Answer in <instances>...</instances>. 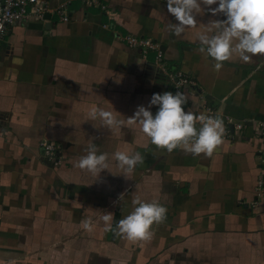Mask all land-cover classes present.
<instances>
[{
  "label": "crops",
  "instance_id": "1",
  "mask_svg": "<svg viewBox=\"0 0 264 264\" xmlns=\"http://www.w3.org/2000/svg\"><path fill=\"white\" fill-rule=\"evenodd\" d=\"M102 1L115 21L83 0H48L49 19L7 33L0 54V264H264V190H256L264 174L257 131L264 123V55L248 63L234 57L217 71L198 51L197 33L225 20L222 13L202 5L197 27L177 37L168 28L178 21L167 0ZM63 7L68 22L54 13ZM126 34L158 42L167 71L194 80L197 88L180 90L189 95L185 111L222 118L223 143L213 156L169 153L138 123L111 131L87 118L97 106L126 121L153 94L178 91L153 53L143 60L120 41ZM150 110L155 115L158 106ZM43 142L59 146L57 164L44 156ZM91 143L109 157L100 176L76 166ZM117 150L138 151L144 162L126 177ZM135 199L167 208L150 242L105 231L101 217L112 213L115 227ZM89 218L91 232L81 225Z\"/></svg>",
  "mask_w": 264,
  "mask_h": 264
},
{
  "label": "clouds",
  "instance_id": "2",
  "mask_svg": "<svg viewBox=\"0 0 264 264\" xmlns=\"http://www.w3.org/2000/svg\"><path fill=\"white\" fill-rule=\"evenodd\" d=\"M202 5L213 15L222 13L226 17L225 20H211L203 31L197 33L200 45L198 51L205 58L216 61L214 67L217 71L223 67V62L234 57L248 63L253 56L264 55V0H167L168 12L178 21L170 23L169 30L180 37L187 29L197 27L196 17L204 11ZM213 5L218 6L212 8ZM188 102L189 95L186 92L177 91L173 94L168 91L153 94L149 105L138 106L134 115L126 121L119 119L114 112L97 106L90 108L87 118L92 121L100 120L102 126L111 131L125 124L138 123L151 143L160 149L171 153L182 148L194 156L204 154L211 157L223 143V120L218 115H196L190 110L185 111L183 105ZM152 106H158L155 115L150 110ZM113 155L126 177L144 162V157L138 151L129 154L117 150ZM108 160V154L100 153L98 146L91 143L86 149V155L79 159L76 166L92 176H100L101 172L109 170ZM133 205V211L119 220L115 227L112 225L113 214H104L101 219L105 231H112L133 242H150L155 235L153 226L164 223L167 208L157 201L144 202L140 199L133 200ZM81 225L89 232L95 229L90 218L82 220Z\"/></svg>",
  "mask_w": 264,
  "mask_h": 264
},
{
  "label": "built area",
  "instance_id": "3",
  "mask_svg": "<svg viewBox=\"0 0 264 264\" xmlns=\"http://www.w3.org/2000/svg\"><path fill=\"white\" fill-rule=\"evenodd\" d=\"M86 8L98 9L109 21L116 20V13L110 9L102 0H83ZM49 11L48 0H0V54L5 44V39L10 27L27 23L29 20L44 21L45 14ZM64 22L69 21V15L66 8L56 9L54 12ZM107 28V25H104ZM120 41L132 49L139 50L141 58L148 60L151 53L155 55V63L162 71H164L169 80L174 84L176 90H182L184 87L197 88L194 80L181 70L168 72L165 65L164 52L160 44L150 38L137 37L132 34H126L119 37ZM229 123H232L228 119ZM4 123L3 116L0 113V125ZM236 130H241V124L235 125ZM258 134L264 141V123L257 128ZM43 154L51 163L59 161V146L54 143L43 142ZM257 195L260 196L264 190V174L260 177L257 184Z\"/></svg>",
  "mask_w": 264,
  "mask_h": 264
},
{
  "label": "water",
  "instance_id": "4",
  "mask_svg": "<svg viewBox=\"0 0 264 264\" xmlns=\"http://www.w3.org/2000/svg\"><path fill=\"white\" fill-rule=\"evenodd\" d=\"M49 14H46V19H49ZM231 129L233 130V126H231Z\"/></svg>",
  "mask_w": 264,
  "mask_h": 264
},
{
  "label": "rangeland",
  "instance_id": "5",
  "mask_svg": "<svg viewBox=\"0 0 264 264\" xmlns=\"http://www.w3.org/2000/svg\"><path fill=\"white\" fill-rule=\"evenodd\" d=\"M178 91H180V90H178Z\"/></svg>",
  "mask_w": 264,
  "mask_h": 264
}]
</instances>
